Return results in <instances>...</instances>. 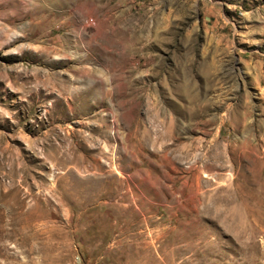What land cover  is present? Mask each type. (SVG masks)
Here are the masks:
<instances>
[{
    "label": "rangeland",
    "instance_id": "1",
    "mask_svg": "<svg viewBox=\"0 0 264 264\" xmlns=\"http://www.w3.org/2000/svg\"><path fill=\"white\" fill-rule=\"evenodd\" d=\"M262 152L264 0H0V264H264Z\"/></svg>",
    "mask_w": 264,
    "mask_h": 264
},
{
    "label": "bare ground",
    "instance_id": "2",
    "mask_svg": "<svg viewBox=\"0 0 264 264\" xmlns=\"http://www.w3.org/2000/svg\"><path fill=\"white\" fill-rule=\"evenodd\" d=\"M245 143H246V142H245ZM245 143H244V144H245ZM244 144H243V145H244ZM255 150H256V149H255ZM262 153H263V152H262ZM263 154H264V153H263Z\"/></svg>",
    "mask_w": 264,
    "mask_h": 264
}]
</instances>
